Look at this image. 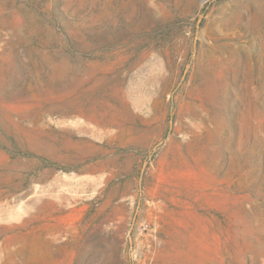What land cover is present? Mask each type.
Listing matches in <instances>:
<instances>
[{
	"label": "rangeland",
	"instance_id": "1",
	"mask_svg": "<svg viewBox=\"0 0 264 264\" xmlns=\"http://www.w3.org/2000/svg\"><path fill=\"white\" fill-rule=\"evenodd\" d=\"M0 264H264V0H0Z\"/></svg>",
	"mask_w": 264,
	"mask_h": 264
},
{
	"label": "built area",
	"instance_id": "2",
	"mask_svg": "<svg viewBox=\"0 0 264 264\" xmlns=\"http://www.w3.org/2000/svg\"><path fill=\"white\" fill-rule=\"evenodd\" d=\"M148 229V225H145L144 227H143V230H147Z\"/></svg>",
	"mask_w": 264,
	"mask_h": 264
}]
</instances>
